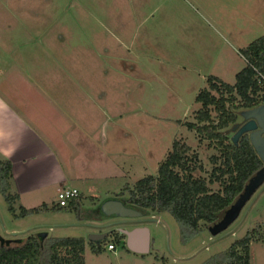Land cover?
I'll return each mask as SVG.
<instances>
[{"label": "rangeland", "instance_id": "obj_1", "mask_svg": "<svg viewBox=\"0 0 264 264\" xmlns=\"http://www.w3.org/2000/svg\"><path fill=\"white\" fill-rule=\"evenodd\" d=\"M1 17L5 21L0 26L10 24L11 29L10 33L0 31V43L11 42L8 53L2 55L20 59L23 69L34 66L31 74L35 77L25 74L27 87L86 89L95 95L93 102L79 98V105L86 108L69 117L79 125H90L85 124L90 135L83 143L87 168L82 175L88 185H95L101 201L116 196L127 199L126 185L133 188L147 176L156 177L176 140L191 147L196 176L209 181L210 158L218 152L188 124L197 123L201 105L196 98L209 90L211 77L234 85L246 67L245 50L264 36V0H0ZM18 24L20 29L15 28ZM55 33L62 34L67 43H56ZM13 36L17 39L12 40ZM18 40L31 44L25 47V61L19 55L23 49L12 46ZM72 40L82 44L73 45ZM103 46L112 56L104 55ZM56 47L64 48L58 51L61 48ZM43 66L47 68L42 70ZM69 73L72 80L66 76ZM17 83L25 84L22 79ZM239 123L243 124L241 118ZM76 186L82 188L83 183ZM216 187L212 186L213 191ZM85 200L82 218L66 208L53 210L54 200L48 203L49 212L20 217L24 202H17L14 215L0 191L1 237L11 244L41 233L84 238L86 264H138V260L143 264H203L250 230H259L258 237H264V185L227 231L213 236L203 224V232L186 244L171 214L150 212L143 218L149 222L142 223L149 228L151 240L146 255L130 251L125 240L117 242L116 237L122 235L117 227L132 226L123 223L128 219L116 216V226L100 228L109 217L100 215L95 205L104 201ZM34 204L29 208L39 207ZM13 232L20 234L10 235ZM94 235L107 237L94 241ZM110 244L115 250H109ZM255 244L252 264H264V243ZM93 246L100 250L95 252Z\"/></svg>", "mask_w": 264, "mask_h": 264}, {"label": "trees", "instance_id": "obj_2", "mask_svg": "<svg viewBox=\"0 0 264 264\" xmlns=\"http://www.w3.org/2000/svg\"><path fill=\"white\" fill-rule=\"evenodd\" d=\"M244 57L247 65L237 74L234 85L216 77L208 80L209 90H203L196 98V103L201 105L196 114L197 123L188 124L190 130L206 137L210 147L218 152L210 158L212 172L209 181L196 176V169L191 165V147L176 140L156 177L147 176L133 188L126 185L129 198H114L144 217L150 212L171 214L180 226L185 244L203 232V224L209 229L219 223L248 182L264 168L248 134L243 135L237 144L233 143L231 136L236 132L234 128L242 112L264 105V36L249 45ZM199 170L202 171L203 166ZM13 179L11 163L0 160V191L9 202L10 212L15 215V205L20 197ZM213 185L217 186L216 191H213ZM82 200L79 195L67 207L56 204L52 209L66 208L82 218ZM49 208L48 205L35 209L21 207L20 217L49 212L52 210ZM259 229L262 231L261 227ZM258 236L259 230L249 231L228 250L212 256L203 264H251V245L257 241L264 243V237ZM116 240L123 242L125 236H117ZM7 242L0 232V264H86L87 241L84 238L36 235L14 244ZM93 248L95 252L100 250Z\"/></svg>", "mask_w": 264, "mask_h": 264}, {"label": "crops", "instance_id": "obj_3", "mask_svg": "<svg viewBox=\"0 0 264 264\" xmlns=\"http://www.w3.org/2000/svg\"><path fill=\"white\" fill-rule=\"evenodd\" d=\"M7 10L5 11L8 15L10 12ZM0 21H5L4 17H1ZM1 24L0 31L11 32L10 24ZM15 28H19V24ZM55 34L56 43H67L68 40H65L62 34ZM2 38L4 39V36ZM83 38L86 37L84 36ZM15 39L17 38L13 36L12 40ZM88 42V40H84V45L88 46ZM37 43L40 44L41 40H38ZM72 43H74L73 45L82 44V42L77 40H72ZM10 45L11 42L9 40L5 43H0V160H7L12 165L13 183L20 197L19 201H23L22 206L26 208L33 207L34 203H38L39 207L50 205L48 203L52 200H54L53 205H56L58 204L59 192L65 188L77 189L82 196L83 202L86 201L85 199L101 201L95 185H88L82 175L84 174L82 171L87 168V166L84 167L83 165L85 161L83 143L86 141L85 136L90 135V129L88 131L85 124L90 125L89 123L79 125L74 118L71 119L69 117V113L73 114L78 109L86 108V106L79 105L81 102L79 98H82V100L86 98L87 101L93 102L92 98L95 95H92L86 89L81 91L73 89L72 91V88L71 90L69 88L58 91L44 85L43 88L27 87L25 74L30 79L35 77L31 74L35 72L33 71L34 66L30 67L27 64L28 68L25 67L23 69L20 66L22 64L20 59L18 61L13 60L9 55L4 57L2 54L8 53L6 49H9ZM27 45L31 46V44H26L25 41L22 42L21 40L12 43L14 48L23 49L21 54L19 52V55L23 57L24 61V50ZM56 48H61L58 50L61 51L64 47ZM103 48L105 50L103 51L104 55L112 56V51L106 50L107 47L105 46ZM68 59L66 56L65 61L67 63ZM40 60V63L45 65L43 63L45 59L41 58ZM1 61L5 64L1 65ZM44 68H47V66H43L42 70ZM66 76H68L69 80H72L70 73L69 75L66 74ZM20 79L24 80V86L19 83L15 84V80ZM46 80L48 81V77ZM104 96L105 92L101 97ZM67 103L69 108L66 110L65 105ZM75 108L76 110H74ZM80 163L81 167L79 168ZM82 183V188L76 186ZM113 199L107 198L103 200L104 202H101L104 204L106 201ZM100 204L95 205V208L99 207V212L103 205ZM101 212L100 215L102 214ZM102 215L106 216L105 214ZM108 217L106 219L108 222H103V226H99L100 228H113V226L118 224L116 216ZM96 221L99 222L98 219ZM132 221L135 223L128 224L132 226L125 229L122 225H119L117 227L119 233L125 236L126 243L127 237L124 232L146 229L148 232L147 253H149L151 245L149 228L136 222L138 221L137 219ZM39 227H42V225ZM12 234L17 235L20 233L13 232L10 235ZM142 239L143 234H140L138 240L142 241ZM255 245V243L251 245V264L255 253ZM135 254L137 255L138 253Z\"/></svg>", "mask_w": 264, "mask_h": 264}, {"label": "water", "instance_id": "obj_4", "mask_svg": "<svg viewBox=\"0 0 264 264\" xmlns=\"http://www.w3.org/2000/svg\"><path fill=\"white\" fill-rule=\"evenodd\" d=\"M241 117L246 122L242 127L240 125L234 128L236 133L234 134L232 141L237 144L239 139L248 134L251 144L253 145L258 156L264 164V105L253 110L244 111L241 113ZM264 185V168L261 169L246 185L244 192L238 198L236 203L224 214L222 220L209 228L213 236H219L223 232L227 231L231 225H233L239 218L242 210L246 204L251 200L255 193ZM101 211L106 216H117L120 218L128 219L124 221V224L135 223L132 220L137 219L139 224L145 223L143 214L135 209L126 207L119 200H108L101 206ZM127 237V247L133 253L144 255L148 252V232L146 229L133 230L130 232H124ZM143 234L142 241L138 240V236ZM15 236L16 234H12ZM46 233H41L39 237H46ZM107 235H94L92 239L94 241H101L106 238ZM138 264L143 262L138 260Z\"/></svg>", "mask_w": 264, "mask_h": 264}, {"label": "built area", "instance_id": "obj_5", "mask_svg": "<svg viewBox=\"0 0 264 264\" xmlns=\"http://www.w3.org/2000/svg\"><path fill=\"white\" fill-rule=\"evenodd\" d=\"M80 195L79 191L74 188H65L58 194V204L61 207H67L71 201ZM109 250H115V246L110 244Z\"/></svg>", "mask_w": 264, "mask_h": 264}, {"label": "flooded vegetation", "instance_id": "obj_6", "mask_svg": "<svg viewBox=\"0 0 264 264\" xmlns=\"http://www.w3.org/2000/svg\"><path fill=\"white\" fill-rule=\"evenodd\" d=\"M241 119H242L243 124L238 123L237 126L240 125V127H242V126L246 123L242 117H241ZM236 131H237V130H236ZM235 133H236V132H235ZM235 133H234V134H235Z\"/></svg>", "mask_w": 264, "mask_h": 264}]
</instances>
